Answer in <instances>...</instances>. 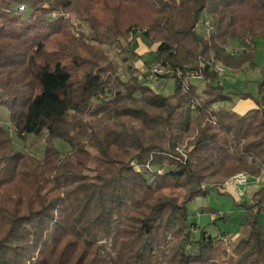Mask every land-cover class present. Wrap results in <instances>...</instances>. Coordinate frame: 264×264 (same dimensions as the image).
<instances>
[{"label": "trees", "instance_id": "trees-1", "mask_svg": "<svg viewBox=\"0 0 264 264\" xmlns=\"http://www.w3.org/2000/svg\"><path fill=\"white\" fill-rule=\"evenodd\" d=\"M91 2L0 0V106L19 137L47 141L37 158L17 151L0 127V264H264V189L238 204L246 213L233 242L190 223L188 211L231 178L251 183L264 172V70L257 107L244 115L225 106L237 93L216 71L253 65L264 0H156L133 21L159 44L147 68L163 63L174 72L160 77L174 80L171 96L146 76L125 82L102 65L93 43L131 26L100 27ZM63 11L78 12L92 45L59 39L70 29ZM76 44L90 55L72 56ZM59 171L70 184L57 182Z\"/></svg>", "mask_w": 264, "mask_h": 264}, {"label": "rangeland", "instance_id": "rangeland-1", "mask_svg": "<svg viewBox=\"0 0 264 264\" xmlns=\"http://www.w3.org/2000/svg\"><path fill=\"white\" fill-rule=\"evenodd\" d=\"M91 1L93 13L99 17L100 27L110 23L115 28H119L120 26L130 28L133 21L136 22L138 19H142L145 16L143 11H146L150 7L152 8V3L156 0H109L111 9L107 11L102 10L103 7L101 5H104V3L101 0ZM77 11H63L65 21H67V25L70 29L65 32V38L62 36L59 39L65 41L71 34L78 44L88 42L92 45L90 31L85 24L83 30L86 34L83 36L80 26L81 20L77 17ZM206 24L207 23H202L199 26L201 34L206 33ZM146 32V28L131 26L129 31H127L125 35L118 36L117 40L114 39L112 42H107L103 38V40H99V42L102 41V44L99 45L94 42L93 44L96 45L95 47L103 52L105 62L102 65L112 66L114 71L110 72L115 77H120L125 82L128 81L130 75H132V77L142 75L147 67L144 61L149 64L154 62L155 52L159 45L154 42L152 38L146 39L144 36ZM134 33H137L139 38L136 45L134 44V48L130 49L128 44L134 42ZM80 47V45L76 44L73 47L74 51L71 52V55L83 57L90 55L88 50L90 47ZM236 48L241 49L238 44H236ZM251 61L253 65H245L242 70L239 71L233 72L226 69L225 76L221 79L224 88L230 92L237 93L233 96V100L225 106L231 107V109L240 115H244L248 111L254 110L257 107L256 100L259 97V82L262 80V71L264 70V37L255 39L254 52ZM81 65H83V63H81ZM220 66L223 67L222 65ZM130 70H132V72ZM190 81L198 86L200 92L204 91L205 83L202 79H191ZM146 84L156 93L164 96H171L175 89V83L172 79L159 78L154 81L148 80ZM0 127H4L11 132L13 136V145L17 151L27 153L37 158L43 157L45 148L47 147L45 136H28L25 139L19 137L11 129L8 111L1 106ZM53 145L62 153L69 150L68 145L61 140H55ZM263 174L256 180L254 187H251L250 194L262 187L264 188ZM71 179L72 178L68 175V172L65 171H59L56 175L57 182L65 183L66 185L71 183ZM226 187L227 186H225L221 192L213 190L207 197H200L189 203V222L198 224L201 230H205L214 237L221 233L229 234L232 236L229 239L233 242L239 237L236 238L233 236L239 234L238 221L241 216V210H244L239 207L238 204L244 200L241 199L237 192L232 189L231 191L229 190L228 193L222 194L226 191ZM249 188L250 187H246L245 192H247ZM250 198L252 199V197ZM202 211H205V213ZM213 218L215 219V222ZM244 234L240 235V237H243Z\"/></svg>", "mask_w": 264, "mask_h": 264}, {"label": "built area", "instance_id": "built-area-1", "mask_svg": "<svg viewBox=\"0 0 264 264\" xmlns=\"http://www.w3.org/2000/svg\"><path fill=\"white\" fill-rule=\"evenodd\" d=\"M24 11V7H20V12L22 13ZM207 26L209 23L207 22ZM226 69L224 67H221L218 65L216 67L217 74L220 78H223L225 76ZM174 74V72L170 69L168 64L163 63H155L151 66V68H145V71L142 75H139L140 78L146 76L148 80L154 81L159 79L160 77ZM176 75L178 77H182V74L180 71L176 72ZM200 75L198 73H194L191 76V79H200ZM192 109H195V106L192 107ZM226 189L229 191L232 189L233 191H236L238 196L243 199L246 195L245 189L246 187L250 186L249 177L245 174H239L233 178H231L226 185Z\"/></svg>", "mask_w": 264, "mask_h": 264}, {"label": "crops", "instance_id": "crops-1", "mask_svg": "<svg viewBox=\"0 0 264 264\" xmlns=\"http://www.w3.org/2000/svg\"><path fill=\"white\" fill-rule=\"evenodd\" d=\"M145 62V61H144ZM264 175V174H263ZM255 181L254 180H252L251 181V183H250V188H249V190L246 192V195H245V197L243 198V200L244 201H242L241 203H243V202H248V201H250V197H253V195H254V193H256L258 190H260V189H264L263 187L262 188H260V189H258L257 191H255L254 193H252V194H250V190H251V187L253 186L254 187V185H255ZM230 191H231V189H230ZM225 192H227L228 193V190L226 189V191ZM249 193V194H248ZM251 195V196H250ZM250 198V199H249ZM246 212L244 211V210H241V215H244Z\"/></svg>", "mask_w": 264, "mask_h": 264}]
</instances>
